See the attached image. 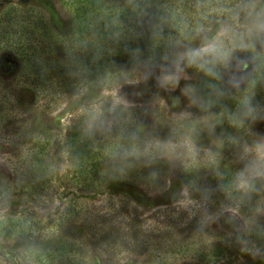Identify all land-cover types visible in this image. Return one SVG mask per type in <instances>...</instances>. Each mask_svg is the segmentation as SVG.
<instances>
[{
    "label": "rangeland",
    "instance_id": "rangeland-1",
    "mask_svg": "<svg viewBox=\"0 0 264 264\" xmlns=\"http://www.w3.org/2000/svg\"><path fill=\"white\" fill-rule=\"evenodd\" d=\"M73 1L0 0V13L9 3L32 6L59 36L69 38L75 31ZM254 2V18L243 33L229 34L233 28L226 21L194 29L160 57L128 62L106 84L75 81L46 106L17 84L19 62L0 50L1 88L16 89L17 112L5 125L19 135L9 141L0 135V264H247L264 259V232L231 238L253 226L264 231V162L258 159L264 114L251 115L235 144L222 143L217 102L237 100L232 93L238 79H230L218 96L205 83L211 69L233 71L239 52L253 55L264 47V0ZM205 46L215 48L216 55L190 63V55ZM91 142L93 152L114 150L115 155L101 161L109 182L86 190L75 181L89 164ZM33 146L41 147L49 164L42 192L31 189L33 181L21 164ZM167 209L183 210L187 219L161 230L147 220ZM98 226L106 240H113L109 247ZM184 238L194 239V250L154 256L160 241Z\"/></svg>",
    "mask_w": 264,
    "mask_h": 264
},
{
    "label": "trees",
    "instance_id": "trees-1",
    "mask_svg": "<svg viewBox=\"0 0 264 264\" xmlns=\"http://www.w3.org/2000/svg\"><path fill=\"white\" fill-rule=\"evenodd\" d=\"M254 3V0H130L128 5L123 6L104 0H74L72 10L75 31L69 38L59 36L51 28L47 17L36 8L29 6L22 9L16 3H9L0 13V50H7L19 62L17 84L25 92H33L36 99L46 106L57 100L59 93L75 81L106 84L129 67L128 62L160 57L175 39L194 29L226 21L233 28L229 34L243 33L254 18ZM45 54L60 55V58L49 60ZM253 61L256 66H253ZM252 68L254 71L251 76L244 81ZM233 78L238 79L236 91L232 93L237 100L233 103L217 102L223 126L220 140L227 145H232L237 136L243 133L251 123V115L260 118L264 114V47L260 46L253 55L239 52L233 71L211 69L205 83L212 89L210 94L218 96L220 88L227 90ZM1 86L0 135L4 134L3 140L9 141L11 137L19 136L11 128L12 125H5L12 121L17 112L16 89L12 87L13 90L7 92L6 87ZM248 113L250 117L246 116ZM75 131L69 137L71 146L74 144ZM93 147L91 142L86 154L89 171L86 168L83 175L78 172L75 181L77 186H83L86 190L101 187L109 180L101 161L115 155L114 150L99 155L98 150L93 152ZM40 149L33 146L26 150L23 156L26 163L21 162L26 169V177L31 176V181H35L36 185L31 182L30 186L36 192L44 191L41 178L49 169V164H44L42 160L44 155L40 154ZM76 157L83 158L80 154H76ZM35 176L41 181H37ZM182 211H158L147 220H154L159 230L173 228L183 222L184 216L187 219L186 213ZM99 226L96 230L100 232L103 244L109 247L113 240H106L103 235L105 229H98ZM251 228L253 230L234 233L233 237H229L252 238L257 234L254 230L264 232L257 226ZM194 244V239L163 240L154 246V256L165 259L176 249V252L192 251ZM247 264H264V259L257 258Z\"/></svg>",
    "mask_w": 264,
    "mask_h": 264
},
{
    "label": "clouds",
    "instance_id": "clouds-1",
    "mask_svg": "<svg viewBox=\"0 0 264 264\" xmlns=\"http://www.w3.org/2000/svg\"><path fill=\"white\" fill-rule=\"evenodd\" d=\"M216 55V49L211 46H205L203 49L198 50L192 53L189 57L190 63H197L199 62L202 57H213ZM258 159L261 162H264V146H260V153L258 154Z\"/></svg>",
    "mask_w": 264,
    "mask_h": 264
}]
</instances>
